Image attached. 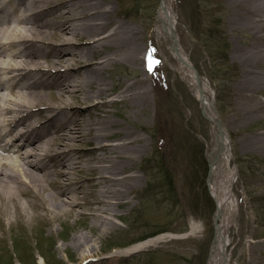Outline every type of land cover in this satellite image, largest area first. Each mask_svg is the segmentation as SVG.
Instances as JSON below:
<instances>
[{"label":"bare ground","instance_id":"6f19581e","mask_svg":"<svg viewBox=\"0 0 264 264\" xmlns=\"http://www.w3.org/2000/svg\"><path fill=\"white\" fill-rule=\"evenodd\" d=\"M228 4L230 29L241 36L232 47L240 72L228 123L243 127L264 120V0ZM158 8L154 32L166 40L175 67L212 121L213 142L206 153L217 212L207 264H230L227 247L236 219L233 187L238 173L231 140L219 129L210 82L197 80L188 54L176 42L172 1L163 0ZM55 10L59 14L51 19ZM113 13L112 0H0V217L11 212L6 206L10 201L14 212L20 209V198L48 214H73L82 204L74 184L81 188L87 181L99 206L91 224L112 226L114 207L128 203L139 188L141 178L132 166L147 144L133 127L141 113H148L150 90L143 75L124 81L107 74L119 62H144L141 35ZM113 94L117 98L108 99ZM112 105L124 109L112 112ZM239 141L245 151L264 153V127L243 134ZM190 227L192 234L202 228L195 222ZM161 237L123 251L140 252ZM90 240L82 232L71 238L79 248ZM257 248L252 244L250 255ZM89 253L83 260L95 257ZM253 258L254 264H264Z\"/></svg>","mask_w":264,"mask_h":264},{"label":"rangeland","instance_id":"374dc122","mask_svg":"<svg viewBox=\"0 0 264 264\" xmlns=\"http://www.w3.org/2000/svg\"><path fill=\"white\" fill-rule=\"evenodd\" d=\"M171 1L182 49L210 82L215 105L220 108V119L231 140L233 166L238 173L233 187L236 219L230 228L227 247L230 264H254L253 257L264 260V153L243 150L239 140L243 134L262 130L264 120L243 127L228 123L234 110V85L240 72V62L233 57L232 47L240 43L241 36L230 29L228 0H221L220 26L209 23L211 18L207 11L218 3L216 0ZM160 2L112 0L114 18L130 24L141 35L144 62L140 66L119 62L107 74L124 81L143 75L150 90L148 113H141V121L133 127L147 144L146 152L132 166V171L141 178L139 188L129 195L128 203L114 207L117 213L112 217V226L104 227L91 224L99 206L94 203L96 194L87 181L81 188L80 184H74L82 204L73 214L59 217L55 213L48 214L28 205L25 198H20L23 206L14 212L15 205L10 201L6 206L11 212L0 217V254H12L16 246L24 263L13 254L14 264H46L47 261L50 264L208 263L215 235V201L211 198L212 211V203L207 201L204 192L206 188L210 194L206 152L213 141L212 121L204 117L200 102L175 67L177 61L166 40L154 32ZM57 14L59 11L55 10L50 18H56ZM211 31H218L214 34L219 39L212 38ZM224 36L231 43L227 48L223 46L226 44ZM226 53L228 64L224 59ZM225 66H229L228 70L223 68ZM217 89L223 99L219 103ZM260 97L264 99L263 95ZM115 98L113 94L108 99ZM109 109L114 112L124 107L112 105ZM11 149L15 150L16 146ZM162 167L171 175L174 188L170 191L160 171ZM192 222L202 227L194 234L190 231ZM80 232L91 237L81 248L71 242L72 236ZM160 235V241L140 252L123 251ZM252 244L258 246L253 256L250 255ZM87 253L95 257L83 260ZM41 254H45L47 261Z\"/></svg>","mask_w":264,"mask_h":264},{"label":"trees","instance_id":"16d2710c","mask_svg":"<svg viewBox=\"0 0 264 264\" xmlns=\"http://www.w3.org/2000/svg\"><path fill=\"white\" fill-rule=\"evenodd\" d=\"M216 2H218V3L217 4L214 3L215 4L214 7H208L207 11H208L209 17L211 18V21L209 23H211L213 26H220V25H222V21H220L219 19H221L222 15H223V8H222V2H221V0H216ZM213 29H215V28L213 27ZM211 32H213V33H210L212 38L219 39L218 37H216L217 35L214 34L215 32H218V31H211ZM220 39H222V38H220ZM223 40H224V42H226V44H223L224 48L229 47L230 46V43H229V41L227 40V38L225 36H224V39ZM224 59L226 61V64H228L229 63V61H228L229 59H228L227 53H226V55H224ZM223 68H225V69L228 70L229 66H225ZM216 100H218V103L223 100V99H221V94H220L219 89H217V99ZM219 110H220V108H219ZM160 171L165 176V178H166L165 185L168 187V189L170 191V188L173 187L171 175L168 174L167 169H165L164 167H162L160 169ZM204 192L206 193V199H207V201L211 204L213 201H212L211 197L208 195V192H207L206 188H205ZM213 208H214V206H213V203H212V205H211L212 211H213ZM212 211H211V213H212ZM13 242L15 244V241H13ZM13 254L15 256H18V258L21 259V261L24 263L23 257H22L23 255L22 254L20 255L19 250H17L16 249V246H15V251L12 254H9V253L7 255L0 254V264H1L2 261L6 262L5 264H14V260H15L14 258L15 257H14ZM44 255L45 254H41V256H43V258L46 259V261H47V258ZM46 264H50V262L47 261Z\"/></svg>","mask_w":264,"mask_h":264},{"label":"water","instance_id":"95a60500","mask_svg":"<svg viewBox=\"0 0 264 264\" xmlns=\"http://www.w3.org/2000/svg\"><path fill=\"white\" fill-rule=\"evenodd\" d=\"M162 1H163V0H161V3H162ZM161 3H160V6H161ZM176 42L178 43L179 40L176 39ZM187 62H188V61H187ZM188 64H189L190 68L192 67V68H194V69L196 70L195 66H194L190 61L188 62ZM196 73H197V78H199L200 76H199V73H198L197 70H196ZM205 116H206V115H205ZM219 129L222 131L221 133H223V126H222L221 123L219 124Z\"/></svg>","mask_w":264,"mask_h":264}]
</instances>
